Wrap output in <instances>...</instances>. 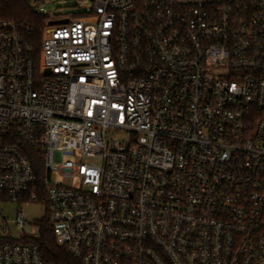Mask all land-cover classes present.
Returning a JSON list of instances; mask_svg holds the SVG:
<instances>
[{
	"label": "built area",
	"instance_id": "2783aa9c",
	"mask_svg": "<svg viewBox=\"0 0 264 264\" xmlns=\"http://www.w3.org/2000/svg\"><path fill=\"white\" fill-rule=\"evenodd\" d=\"M62 20L39 55L0 23V203L46 204L75 264H264V0ZM5 229L0 264H48Z\"/></svg>",
	"mask_w": 264,
	"mask_h": 264
},
{
	"label": "trees",
	"instance_id": "16d2710c",
	"mask_svg": "<svg viewBox=\"0 0 264 264\" xmlns=\"http://www.w3.org/2000/svg\"><path fill=\"white\" fill-rule=\"evenodd\" d=\"M0 23L15 25L21 37L39 55L44 40L46 18L36 14L24 0H0ZM38 227L40 236L35 243L41 247L44 260L48 264H75L68 253L57 246L48 210L47 215L39 221Z\"/></svg>",
	"mask_w": 264,
	"mask_h": 264
},
{
	"label": "rangeland",
	"instance_id": "374dc122",
	"mask_svg": "<svg viewBox=\"0 0 264 264\" xmlns=\"http://www.w3.org/2000/svg\"><path fill=\"white\" fill-rule=\"evenodd\" d=\"M94 0H39V5L34 8L41 11V16L46 18V34L51 30L48 25L50 21L65 19L70 16L81 17V15L93 6ZM47 205L44 203L23 202H7L0 203V213L5 217H0V225H5L6 229L2 231V235L7 236L12 242H23L27 231L38 227L41 221L47 215ZM20 214L25 217L24 230L18 225Z\"/></svg>",
	"mask_w": 264,
	"mask_h": 264
},
{
	"label": "water",
	"instance_id": "95a60500",
	"mask_svg": "<svg viewBox=\"0 0 264 264\" xmlns=\"http://www.w3.org/2000/svg\"><path fill=\"white\" fill-rule=\"evenodd\" d=\"M68 24V20H62V21H52L49 23V26H58V25H66Z\"/></svg>",
	"mask_w": 264,
	"mask_h": 264
}]
</instances>
